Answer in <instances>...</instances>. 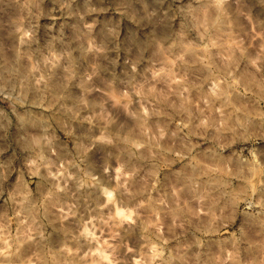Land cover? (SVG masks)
Segmentation results:
<instances>
[{
  "label": "rangeland",
  "instance_id": "rangeland-1",
  "mask_svg": "<svg viewBox=\"0 0 264 264\" xmlns=\"http://www.w3.org/2000/svg\"><path fill=\"white\" fill-rule=\"evenodd\" d=\"M0 264H264V0H0Z\"/></svg>",
  "mask_w": 264,
  "mask_h": 264
},
{
  "label": "bare ground",
  "instance_id": "bare-ground-1",
  "mask_svg": "<svg viewBox=\"0 0 264 264\" xmlns=\"http://www.w3.org/2000/svg\"><path fill=\"white\" fill-rule=\"evenodd\" d=\"M102 173H103V172H102ZM110 248H111V247H110ZM135 256H136L135 254H131V255H130V258H131L134 262H135Z\"/></svg>",
  "mask_w": 264,
  "mask_h": 264
}]
</instances>
